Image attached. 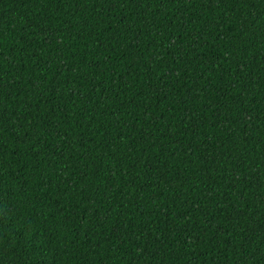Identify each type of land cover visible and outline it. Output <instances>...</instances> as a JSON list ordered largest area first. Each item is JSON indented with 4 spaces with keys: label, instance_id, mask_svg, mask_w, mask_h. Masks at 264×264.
<instances>
[{
    "label": "trees",
    "instance_id": "16d2710c",
    "mask_svg": "<svg viewBox=\"0 0 264 264\" xmlns=\"http://www.w3.org/2000/svg\"><path fill=\"white\" fill-rule=\"evenodd\" d=\"M0 264H264V0H0Z\"/></svg>",
    "mask_w": 264,
    "mask_h": 264
}]
</instances>
